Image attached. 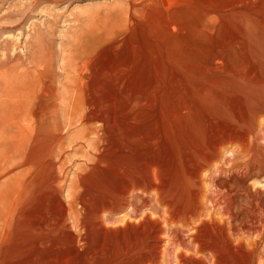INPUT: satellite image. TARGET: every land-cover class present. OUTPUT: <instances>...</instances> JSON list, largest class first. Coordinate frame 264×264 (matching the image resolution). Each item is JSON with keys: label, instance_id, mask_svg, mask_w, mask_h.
I'll return each mask as SVG.
<instances>
[{"label": "rangeland", "instance_id": "1", "mask_svg": "<svg viewBox=\"0 0 264 264\" xmlns=\"http://www.w3.org/2000/svg\"><path fill=\"white\" fill-rule=\"evenodd\" d=\"M161 1L0 0V264L44 261L37 230L77 192L112 193L143 151L181 204L195 193L190 165L227 135L237 142L219 165L264 152V0ZM81 72L103 128L67 119L64 86ZM94 126L104 140L86 144ZM257 176L248 183L264 189Z\"/></svg>", "mask_w": 264, "mask_h": 264}, {"label": "bare ground", "instance_id": "2", "mask_svg": "<svg viewBox=\"0 0 264 264\" xmlns=\"http://www.w3.org/2000/svg\"><path fill=\"white\" fill-rule=\"evenodd\" d=\"M172 2L162 0L161 6L169 9ZM82 73L64 86L67 119L103 128L105 120L91 115ZM94 127L88 130L86 144L104 140ZM3 130L0 119V136ZM236 142L227 135L225 142L214 145L198 164L190 165L195 193L183 204L167 195L160 182V167L140 151L134 167L123 164L118 169L120 181L112 193L86 198L79 191L67 201L68 208H62L60 217L55 213L48 216L52 218L50 227L39 228L36 241L38 247L47 248L48 257L36 264H264V189L248 183L264 170V152L260 150L259 155V150L241 147L240 161L233 152L217 164L222 146ZM244 142L239 144L246 145ZM92 150L95 153L86 156L89 163L103 154L99 145ZM206 171L211 173L204 175ZM207 180L209 188L201 184ZM124 210L128 212L116 218Z\"/></svg>", "mask_w": 264, "mask_h": 264}]
</instances>
